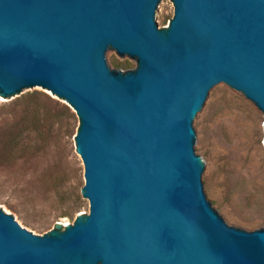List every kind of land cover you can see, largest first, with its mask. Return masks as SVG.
<instances>
[{
    "label": "water",
    "instance_id": "1",
    "mask_svg": "<svg viewBox=\"0 0 264 264\" xmlns=\"http://www.w3.org/2000/svg\"><path fill=\"white\" fill-rule=\"evenodd\" d=\"M170 1L158 28L159 0H0V98L39 86L75 112L89 204L41 234L0 207V264H264V227L210 197L199 126L230 87L264 114V0Z\"/></svg>",
    "mask_w": 264,
    "mask_h": 264
},
{
    "label": "rangeland",
    "instance_id": "2",
    "mask_svg": "<svg viewBox=\"0 0 264 264\" xmlns=\"http://www.w3.org/2000/svg\"><path fill=\"white\" fill-rule=\"evenodd\" d=\"M172 16V1L159 0L154 13L158 28L167 26ZM105 59L110 69L136 65L134 59L119 57L111 49ZM33 92L66 104L39 86L0 99V207L41 234L56 220L71 221L78 211L88 213L89 204L80 196L83 166L72 139L78 116L74 112L75 117L62 126L53 121L48 131L39 115L38 128H33L24 113L26 95ZM28 126L22 142L30 151L24 157L12 155L15 147L8 145L9 132ZM199 126L202 158L210 170V197L221 216L245 230L264 227V114L230 87L213 95L210 112Z\"/></svg>",
    "mask_w": 264,
    "mask_h": 264
},
{
    "label": "trees",
    "instance_id": "3",
    "mask_svg": "<svg viewBox=\"0 0 264 264\" xmlns=\"http://www.w3.org/2000/svg\"><path fill=\"white\" fill-rule=\"evenodd\" d=\"M127 64L128 63H124L123 65L127 66ZM24 113H26L27 122L32 125L33 128H38L39 115H43L45 124H48V131L52 129L53 121L60 123V126H62L63 123L68 124V120L75 117L74 112L69 106L49 97L44 93L38 92L28 93L26 95ZM30 127L31 126H28L27 129L25 127H19L16 131L9 132L8 145H10L11 148L15 147L12 151V155L24 157L26 156V153L30 151L26 148V142H22L25 137V130H29L28 128ZM42 135L43 134L40 132L38 136ZM76 200L77 204L80 205L81 199L78 195Z\"/></svg>",
    "mask_w": 264,
    "mask_h": 264
},
{
    "label": "bare ground",
    "instance_id": "4",
    "mask_svg": "<svg viewBox=\"0 0 264 264\" xmlns=\"http://www.w3.org/2000/svg\"><path fill=\"white\" fill-rule=\"evenodd\" d=\"M1 99V98H0Z\"/></svg>",
    "mask_w": 264,
    "mask_h": 264
}]
</instances>
